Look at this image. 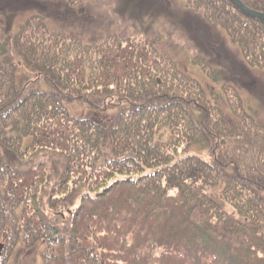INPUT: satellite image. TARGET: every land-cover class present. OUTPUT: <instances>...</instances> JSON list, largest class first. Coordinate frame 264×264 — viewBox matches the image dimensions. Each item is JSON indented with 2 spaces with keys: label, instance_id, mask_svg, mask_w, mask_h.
I'll return each mask as SVG.
<instances>
[{
  "label": "trees",
  "instance_id": "obj_1",
  "mask_svg": "<svg viewBox=\"0 0 264 264\" xmlns=\"http://www.w3.org/2000/svg\"><path fill=\"white\" fill-rule=\"evenodd\" d=\"M187 1L264 70L259 21L225 0ZM240 1L264 13V0ZM31 20L13 39L21 80L0 48L10 250L30 264H264V128L232 102L229 120L213 90L149 61L141 41L46 29L23 41Z\"/></svg>",
  "mask_w": 264,
  "mask_h": 264
},
{
  "label": "rangeland",
  "instance_id": "obj_2",
  "mask_svg": "<svg viewBox=\"0 0 264 264\" xmlns=\"http://www.w3.org/2000/svg\"><path fill=\"white\" fill-rule=\"evenodd\" d=\"M204 13L187 0H0V48L21 80L27 72L13 39L30 18L23 41L43 29L91 45L107 38L141 41L145 45L138 51L149 61L154 57L159 65H174L213 90L229 120L236 121L232 102L264 128V70L250 67L221 25ZM197 59L206 60L205 69ZM12 159L6 155L7 162ZM8 241L0 236V264L32 262L19 246L10 250Z\"/></svg>",
  "mask_w": 264,
  "mask_h": 264
},
{
  "label": "water",
  "instance_id": "obj_3",
  "mask_svg": "<svg viewBox=\"0 0 264 264\" xmlns=\"http://www.w3.org/2000/svg\"><path fill=\"white\" fill-rule=\"evenodd\" d=\"M229 3L232 4V6L240 12L242 15L250 18L255 19L261 22L264 25V14L254 12L250 9H248L246 6H244L239 0H227Z\"/></svg>",
  "mask_w": 264,
  "mask_h": 264
},
{
  "label": "bare ground",
  "instance_id": "obj_4",
  "mask_svg": "<svg viewBox=\"0 0 264 264\" xmlns=\"http://www.w3.org/2000/svg\"><path fill=\"white\" fill-rule=\"evenodd\" d=\"M250 19V18H249ZM252 20H255V19H252ZM263 25V24H262ZM264 26V25H263Z\"/></svg>",
  "mask_w": 264,
  "mask_h": 264
}]
</instances>
